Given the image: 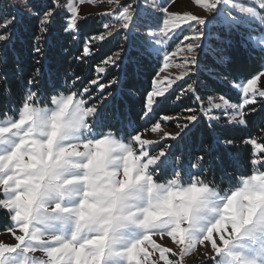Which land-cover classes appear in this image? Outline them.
Segmentation results:
<instances>
[{
	"label": "clouds",
	"instance_id": "obj_1",
	"mask_svg": "<svg viewBox=\"0 0 264 264\" xmlns=\"http://www.w3.org/2000/svg\"><path fill=\"white\" fill-rule=\"evenodd\" d=\"M24 118L31 121L25 129L28 139L15 158L16 179L5 193L8 203L0 201V206H8L13 219L32 224L35 243L12 264H99L105 238L117 256L133 232L181 233L190 227L181 221L193 210L198 218L193 228L206 225L221 208L244 224L256 218L264 222V173L240 175L235 185L210 191L206 185L196 187L198 180L185 182L179 173L163 182L141 178L144 166L130 141L106 134L87 139L79 150L91 128L87 113L77 107H40ZM57 206L62 207L53 214Z\"/></svg>",
	"mask_w": 264,
	"mask_h": 264
},
{
	"label": "trees",
	"instance_id": "obj_2",
	"mask_svg": "<svg viewBox=\"0 0 264 264\" xmlns=\"http://www.w3.org/2000/svg\"><path fill=\"white\" fill-rule=\"evenodd\" d=\"M170 1L161 0V5L156 6L160 11L156 13L158 20L155 30L161 27L163 19L159 16L165 17L162 10ZM45 4H55V10L59 12L60 24L56 27L54 39L49 37L48 33L52 30L50 27L46 31L41 30L39 19L31 7ZM21 8L32 13L31 17H26L5 29L4 23L10 17L17 16ZM69 17L70 14L65 8L54 0H0V33L11 37L0 41L1 117L18 114L15 109L19 107L20 95L23 92L21 84L26 83L30 77H36L38 83L54 82L56 95H69L89 87L93 98L88 99L84 96L87 106L93 103L107 105L104 120L113 127L103 130L105 132L111 130L122 140H129L130 135L136 131L140 133L146 132L145 129L149 131L161 115L170 118L186 117L189 113L185 109L192 108L201 118L198 127L183 142L182 159L185 164L189 163L190 157L192 163H195V157L203 156L205 163L202 178L219 186L220 189L235 185L238 176H246L256 171L250 165V158L255 152L250 139L264 143V99H259L256 104L244 108V111L249 113L245 117L248 121L246 126L227 125L221 119L210 120L204 109L212 96L227 99L232 104L241 103V94L234 87L240 82L246 83L252 75L264 69V53L259 47H253L248 43L247 37L255 36L262 39L264 25L253 24L254 28L248 30L243 27L240 32L216 28L205 43L207 49L198 58L200 68L191 73L190 80L180 82L165 97L157 99L153 113L145 121L140 117L146 104V94L154 87L153 78H156L162 69L164 60L162 48L159 50L154 44L147 54L141 55L134 47L130 57H135V60L130 59L119 67H112L105 73L98 74L95 68L100 61L125 44L123 33L121 37L111 42L91 40L90 47L95 54L84 56L82 49L85 41L104 32L105 23L116 25V20L106 15H89L77 21V28L66 29L62 25L69 21ZM140 31L143 32L144 29L141 28ZM152 39L154 42L155 39ZM177 40L176 38L170 40L169 49L171 46L174 47ZM35 47L41 48V52L35 53L33 51ZM39 73L44 74V81H39ZM92 79H97L99 83L105 85L113 80L117 83L106 87L104 92L100 93L96 86L89 84ZM196 82L205 87L199 89L195 95L182 91L186 83L195 85ZM108 93L112 95L108 96ZM105 96H108V99L105 100ZM38 105L51 106L47 102V96L38 102ZM253 108L256 111H251ZM185 122L182 121V124ZM160 123L165 124L163 120ZM167 125L174 130L171 123ZM171 143H173L171 140L159 143L152 153L156 154L161 147L166 148ZM180 155V146H177L169 159H176ZM256 155L264 159V155L258 152ZM170 177L171 168L157 171L156 178L159 180ZM182 177L186 182L192 178L187 174ZM8 221L6 211L0 210V232L4 230Z\"/></svg>",
	"mask_w": 264,
	"mask_h": 264
},
{
	"label": "snow or ice",
	"instance_id": "obj_3",
	"mask_svg": "<svg viewBox=\"0 0 264 264\" xmlns=\"http://www.w3.org/2000/svg\"><path fill=\"white\" fill-rule=\"evenodd\" d=\"M111 2V0H109ZM196 3L209 12L215 13L211 17H198L193 14H177L169 13L167 7L162 11L166 14L163 19V27L159 28V32L163 38L157 37L153 42L152 37L155 35V28L157 26L158 17L156 13L149 10L146 6L139 3L119 5L117 9L105 15L111 16L116 20V25H109L105 23L103 25L104 32L98 35H94L85 41V46L82 49L84 56L94 55L95 52L91 49V40H98L103 43L105 40L111 42L117 37H121L123 33V40L125 44L118 48L116 51L110 52L106 55L100 63L96 66L95 71L105 73L109 68L119 67L122 64L129 62L130 59L135 60V57H130V53L135 47L141 55L147 54L154 46H159L165 43V40L176 34V30L180 29L182 22H195L196 25L203 26L202 28H195L192 42L185 45L187 55L183 58L182 71L175 79L170 80L165 86L162 82L155 77L153 78L154 87L146 94V104L141 114V119L147 121L154 111V105L156 104L157 97H165L169 89L172 88L177 81H186L191 79V73L200 68V61L197 59V50H206L207 44L201 43V40L206 34H211L215 31L214 25H221L229 31L235 30L240 32L246 23H249V18L260 17L264 19V0H250L249 6L241 7L239 12L246 15L241 16L239 20H233L228 16L224 9L220 7L221 4H227V0H196ZM33 12L36 13L39 19V24L42 31H46L49 27L52 29L49 31V37L55 38L56 27L60 24L59 12L55 10V4L52 5H32ZM70 17L69 21L65 22L62 26L66 29L77 28V8L75 4L69 6ZM32 13L24 11L22 8L18 10V15L10 17L7 22L4 23L5 29L12 24H16L22 21L24 18H30ZM191 27V25H189ZM144 31L141 32L140 29ZM10 36H6L0 33V41L10 39ZM38 38V37H37ZM184 41H188L190 38L185 36ZM264 39V37H262ZM256 38L254 36H248L247 42L252 44L253 47H259L260 51L264 53V46L255 43ZM35 53H40L41 48L35 47L33 49ZM169 66L168 56L164 57V68ZM159 76V73H157ZM264 77V70L254 74L251 78L247 79L246 83L241 82L239 88L245 94L240 104H231L232 112L230 115H226V119L229 124H238L246 126L248 121L245 118L249 113L244 111L245 106L257 103V97L264 98V87H261V80ZM39 81H44V74H38ZM165 80L168 78L165 77ZM117 83V81H109L108 85L99 83L97 79L89 81L90 85L96 86L100 93H103L106 87ZM205 86L196 82L186 83V87L182 91L195 95L199 89H203ZM23 92L20 95L19 107L15 109L12 117L7 119H0V201L5 200V193L10 190V187L16 179L15 174V158L17 155L23 153V147L28 137L25 135V129L31 123L30 120L24 118L25 113H35L40 106L38 102L45 99L47 96V102L51 106L68 103L73 107H77L80 112L87 113L86 122L90 125L91 131L86 134L84 142L80 144L79 150L82 151L87 145V139L96 140L106 134H115L109 130L105 132L103 129H111L113 125L104 120V110L107 105H101L97 103L87 106V102L84 96L88 99H92L91 91L89 87H84L79 92H72L67 95H56V85L54 82L38 83L36 77H30L26 83L21 84ZM108 93V96H111ZM105 96L104 99H108ZM79 97V98H77ZM11 104L12 101H9ZM228 100L224 99L223 104L228 105ZM221 104H216L215 109H221ZM11 111V109H9ZM189 113L185 117L186 122L179 126V130L175 134L168 132L163 133L165 140H171L173 143L169 144L166 148L161 147L156 154H152L149 150L145 149V146L153 145V141L142 139V135L139 131L130 135L129 140L135 147V156L139 157L140 163L144 166L143 176L155 177L159 169L167 170L171 168V180L177 173L181 176L184 174L192 177L188 183L193 180H198L199 183L196 187H203L206 185V190L210 191L215 185L210 183L207 179L202 178L203 166L205 159L203 156L195 157V163H192L190 157L189 163L185 164L183 157V142L190 137L191 133L198 127L200 123V116L197 115L196 110L192 108L185 109ZM226 111V109H225ZM251 111H256L255 108ZM34 119V116H33ZM171 119L168 116L161 115L156 121L155 125L151 127L152 132H157L161 129L160 121H168ZM99 129V130H98ZM147 131V129H145ZM230 143V142H229ZM251 145H254L255 152L250 158V165L253 166L256 171L253 173H264V159H260L256 153L264 155V143L258 142L256 139H250ZM180 146V157L176 159H169L171 152ZM195 170V171H194ZM226 174V173H225ZM247 176V175H246ZM22 179V177H20ZM157 180V179H156ZM59 207H54L51 211L56 214ZM0 210L6 211L9 216L4 231L10 233L16 243L8 244L0 242V264H12L14 260H18L27 249L29 252L30 244L35 242L32 240L33 226L31 223H21L17 219H13L14 213L8 206H0ZM198 222V218L195 216V210L190 214V217L186 221H181L183 226L187 223L190 227L183 229L179 234H173L170 230H157L154 228L145 229L143 234L137 238L132 239L131 242L123 248H119L116 251L119 253L117 256H113L110 253L107 239L103 250L100 253L99 264H109V261H113V264H118L122 261L123 264H141V260L138 258L140 253H145L147 256V247L145 245H151L154 251H159L161 258H165V264H179V261H169L166 259V253L172 252L170 248H161L153 236L170 237L176 244L180 246L178 255L183 256L184 253L190 249L195 248L197 245L203 246L207 249L208 264H216L217 260L222 256H226L229 259V264H264V247H261L260 254L257 258H246L239 252H235L233 249L237 246H244L251 242L252 246H256L259 242H264V222H261L258 218L254 219L250 224H244L242 218L232 219L227 216L223 208L218 209L214 214V218L210 219L206 225L200 228H193L191 225ZM20 234H17V230ZM228 233L227 237L225 233ZM214 234L218 235V239L214 237ZM59 246V245H58ZM72 248H78V245H70ZM177 255V253H173ZM62 264V262H61ZM72 264H75L74 260Z\"/></svg>",
	"mask_w": 264,
	"mask_h": 264
},
{
	"label": "rangeland",
	"instance_id": "obj_4",
	"mask_svg": "<svg viewBox=\"0 0 264 264\" xmlns=\"http://www.w3.org/2000/svg\"><path fill=\"white\" fill-rule=\"evenodd\" d=\"M59 6L65 8V10L70 14L69 6L71 4H75L77 8V14L76 19L77 21L89 16V15H98V16H104L106 13L112 12L115 9H117L118 4L121 5L124 3V5L128 4H141L143 6H146L149 10L158 13L160 9H158V5H161V0H54ZM250 0H227V4H221L220 7L224 9L225 13L230 16L233 20H239L241 16H244L246 14L239 12V9L241 7L249 6ZM157 6V7H156ZM167 10L169 13H177V14H193L198 17L204 18V17H211L215 13L209 12L207 9L203 8L202 6L198 5L196 3V0H171L170 3L167 6ZM165 14V13H164ZM71 15V14H70ZM108 16V15H106ZM160 18L164 19L166 17L159 16ZM250 22L246 23L244 27H246L248 30H250L253 24L262 26L264 25V19H261L260 17L256 18H249ZM163 21V20H162ZM191 25V27L189 26ZM161 27H163V23L161 22ZM160 27V28H161ZM203 26L196 25L195 22H182L180 25V29L176 30V34L172 35L170 38L165 40V43L157 46L159 50L162 48V56L163 58L165 55L168 56L169 60V66L167 68H164V60L161 72L159 73V76L156 77V79L160 80L162 84L167 86L168 82L170 80L175 79L177 76H179L180 72L183 70V58L185 55H187L186 50L181 51L182 49H185V45L189 42H192V37L194 34L195 28H202ZM220 27L221 29L225 27L221 25H214V28ZM187 30V31H186ZM188 36L190 39L188 41H184V37ZM157 37L163 38L162 34L159 32V29L155 30V35L152 37L156 39ZM210 37V34H206L205 37L201 40L202 45L206 43L208 38ZM255 37V36H254ZM178 39L175 43L174 47L169 46L171 44V39ZM255 43L259 44L261 46H264V39H260L255 37ZM204 50H197V59L200 57L201 53ZM264 70V69H263ZM167 77L168 79L165 80L164 78ZM180 82L177 81L176 84L172 86L169 91L174 89ZM241 83V82H240ZM238 83L234 89L238 93L241 94V103L244 97V93L242 92V89L239 88ZM154 86V85H153ZM261 87H264V77H262L261 80ZM168 91V92H169ZM167 94V93H166ZM162 97H157V99ZM259 99H264L257 97V101ZM224 98H221L219 96H212L208 99L206 108L204 109V113L210 120H218L221 119L224 121L227 125L236 126L238 124H229L226 115H230L232 112L231 104L229 101L228 105L223 104ZM216 104H221V109H215ZM251 105V104H250ZM39 106V105H38ZM155 106V105H154ZM248 106V105H247ZM245 106V107H247ZM41 107V106H40ZM51 107V106H48ZM226 109V111H225ZM13 115H8L6 117H1L0 119H7L12 117ZM182 121H186L185 117L179 116L169 119L168 121H164V125L161 124V129L157 130V132H152L151 129L149 131H146L144 133H141L142 139L145 140H151L153 141V145L145 146L146 150H149L151 153L155 149V147L159 143H163L165 141V138L163 137L164 132H168L171 134H175L176 131L179 130V126H182ZM171 123L174 127V130L170 129L167 125ZM240 126V125H238ZM125 142H128V140H124ZM153 154V153H152ZM154 155V154H153ZM158 181H166L168 179L159 180L154 177ZM182 179L185 181V179L182 177ZM186 182V181H185ZM17 234H20L18 232V229L16 230ZM140 235L139 232H133L130 234V239H135ZM228 233H225V236L227 237ZM214 237L218 239V235L214 234ZM153 239L156 240L157 244L161 248H170L172 249V252L166 253V259L169 261H179V264H208V256H207V249L203 246L197 245L195 248L190 249L186 253H184L183 256L178 255L180 246L176 244L170 237H160V236H153ZM0 242L8 243V244H14L16 243L14 237L6 232L1 231L0 232ZM147 247V256H145V253H140L138 255V258L141 260V264H165V258H161L159 251H154L151 245H145ZM261 247H264V242H259L256 246H252L251 242H249L247 245L244 246H237L233 250L235 252H239L242 255H244L246 258H257L260 254ZM173 253H177V255H173ZM39 255V253H37ZM216 264H229V259L226 256H222L219 258L216 262Z\"/></svg>",
	"mask_w": 264,
	"mask_h": 264
}]
</instances>
